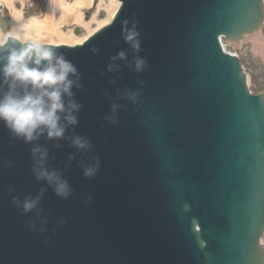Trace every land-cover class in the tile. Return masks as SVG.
Segmentation results:
<instances>
[{"label": "water", "instance_id": "95a60500", "mask_svg": "<svg viewBox=\"0 0 264 264\" xmlns=\"http://www.w3.org/2000/svg\"><path fill=\"white\" fill-rule=\"evenodd\" d=\"M119 1L84 44L49 45L79 74L65 137L25 143L0 122V264H264V93L221 43L259 30L264 0ZM36 146L66 198L36 178Z\"/></svg>", "mask_w": 264, "mask_h": 264}, {"label": "clouds", "instance_id": "9594fccd", "mask_svg": "<svg viewBox=\"0 0 264 264\" xmlns=\"http://www.w3.org/2000/svg\"><path fill=\"white\" fill-rule=\"evenodd\" d=\"M138 35L133 28L124 37L136 51L140 48ZM112 59L124 60L127 55L121 51ZM146 64L143 58L137 57L133 66L136 72H141ZM108 70L112 71L113 65H109ZM0 77L7 85L5 92L3 84H0V122L17 139L32 143L45 133L48 139H63L67 127L78 123L75 113L82 105L75 102L72 92L73 86L80 87L77 68L63 53L31 36L28 24H16L10 30L2 31ZM18 84L22 86V91H18ZM139 94L138 91H129L127 99L135 103ZM65 97L68 98L67 102ZM112 107L115 111L118 106L114 104ZM72 144L78 149L90 147V142L79 136L73 137ZM32 155L35 158L33 172L36 178L54 184L56 194L66 198L71 191L67 181L44 166L47 150L36 146L32 149ZM97 170L98 164L86 168L84 175L90 177ZM14 202L21 206L18 198H14ZM38 203L39 196L26 197L22 209L25 213L31 212Z\"/></svg>", "mask_w": 264, "mask_h": 264}, {"label": "rangeland", "instance_id": "374dc122", "mask_svg": "<svg viewBox=\"0 0 264 264\" xmlns=\"http://www.w3.org/2000/svg\"><path fill=\"white\" fill-rule=\"evenodd\" d=\"M73 2L75 0H0V16L4 17L1 22L6 23L2 31L10 30L16 24L26 23L29 26V34L41 43L73 45L62 41L71 42L82 38L90 34L93 28L97 29L107 24L109 21L98 25L100 21L113 17L119 6L117 0H87V4L79 6V17L71 18L73 16L71 15L66 21L63 17L65 5ZM112 7L116 9L113 14ZM78 18L80 19L77 20ZM33 21L39 22L38 26L42 32H34ZM57 31L72 38L62 36L60 39L56 36ZM76 43L78 42L74 44ZM226 46L228 51L239 55L248 74L250 89L254 93L264 92V27L260 33L245 42L240 44L226 42Z\"/></svg>", "mask_w": 264, "mask_h": 264}, {"label": "bare ground", "instance_id": "6f19581e", "mask_svg": "<svg viewBox=\"0 0 264 264\" xmlns=\"http://www.w3.org/2000/svg\"><path fill=\"white\" fill-rule=\"evenodd\" d=\"M85 4H87V0H75V2H73V4H69V5H65V10H64V14H63V17L66 19V21L67 20H69V18L68 17H70L71 15H73L71 18H76V17H79V14H78V9H79V6H82V5H85ZM117 8V7H116ZM112 10L113 11H111L112 12V14H113V12H115V10L116 9H114V7H112ZM111 15V14H110ZM80 18H78L77 20H79ZM110 19H111V17H110ZM110 19H107V20H103V21H100L99 23H98V25L100 24H103V23H107L108 21H110ZM38 21H33V23H32V26H34V32H42V30H40V27L38 26ZM60 24V23H59ZM58 24V25H59ZM94 29H96V28H93L92 30H90V34H92L93 32H94ZM1 31H2V29L0 28V35H2L1 34ZM261 32V31H260ZM260 32H258V33H260ZM257 33V34H258ZM90 34H88V35H85V36H83L82 38H79V39H75V40H73V41H71V42H69V41H62V42H66V43H71V44H74L75 42H78V44H80V43H82L86 38H88L89 37V35ZM254 35H256V34H254ZM254 35H246L244 38H242V41L241 42H245L246 40H248L249 38H251L252 36H254ZM56 36H59L60 37V39H62V36H68L67 34H62L60 31H57V33H56ZM68 37H70V38H72V36H68ZM229 43H234V42H231V41H228ZM241 42H237V43H235V44H239V43H241Z\"/></svg>", "mask_w": 264, "mask_h": 264}]
</instances>
